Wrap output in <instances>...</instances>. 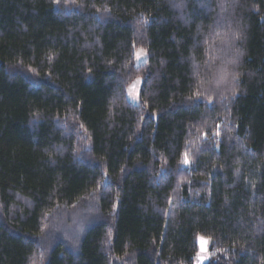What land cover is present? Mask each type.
Here are the masks:
<instances>
[{
	"label": "trees",
	"instance_id": "1",
	"mask_svg": "<svg viewBox=\"0 0 264 264\" xmlns=\"http://www.w3.org/2000/svg\"><path fill=\"white\" fill-rule=\"evenodd\" d=\"M200 237L264 264V0H0V264H195Z\"/></svg>",
	"mask_w": 264,
	"mask_h": 264
},
{
	"label": "rangeland",
	"instance_id": "2",
	"mask_svg": "<svg viewBox=\"0 0 264 264\" xmlns=\"http://www.w3.org/2000/svg\"><path fill=\"white\" fill-rule=\"evenodd\" d=\"M144 53H146V52H144ZM147 60H148V55L146 53L145 55H142L141 60L138 61L136 59V65L140 66V65L144 64ZM218 74H221V73H218ZM219 77H220V79H223L225 77V74L219 75ZM139 80L141 81V83L136 84V82H135L134 84H132V86H130V88L128 89V92H127L128 98H129L130 102L133 104H139L140 103V92H141L143 80L142 79H139ZM132 96H137L138 100H133ZM197 243H198L199 252H198V255L196 257L195 264H207L208 261L210 260V256H211L210 255L211 242L209 239L200 237L198 239Z\"/></svg>",
	"mask_w": 264,
	"mask_h": 264
},
{
	"label": "snow or ice",
	"instance_id": "3",
	"mask_svg": "<svg viewBox=\"0 0 264 264\" xmlns=\"http://www.w3.org/2000/svg\"><path fill=\"white\" fill-rule=\"evenodd\" d=\"M57 2H58V0H57ZM220 7H221V9H226V5H225V4H221ZM222 19H223V18H222ZM229 31L231 32L233 42H234V41H237V40H240V39L242 38V33L238 32V31H233V30L231 29V24H230V23H229ZM145 54H146V53H144V50H143V49L139 50V52H137V54H136V59H137L138 61L141 60L142 55H145ZM242 55H243L242 52H238V53H237V56H242ZM230 63H232V64H237L238 61L234 59V60H232ZM238 76H239V74L234 75V76H233V80L238 79ZM140 83H141V81L138 79V80L136 81V84H140ZM235 95H236V92L233 91V97H235ZM132 99H133V100H138V97H137V96H132ZM209 103H211V100L209 101ZM153 115H154V114H153ZM217 134H219V133H217ZM183 163H184L185 165H187V164L190 163L187 154H185V158H184Z\"/></svg>",
	"mask_w": 264,
	"mask_h": 264
}]
</instances>
